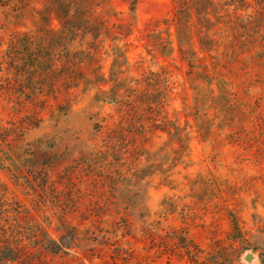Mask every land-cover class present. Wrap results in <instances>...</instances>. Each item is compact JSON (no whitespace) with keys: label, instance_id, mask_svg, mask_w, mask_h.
Listing matches in <instances>:
<instances>
[{"label":"rangeland","instance_id":"1","mask_svg":"<svg viewBox=\"0 0 264 264\" xmlns=\"http://www.w3.org/2000/svg\"><path fill=\"white\" fill-rule=\"evenodd\" d=\"M130 1L109 3L125 15ZM173 6L137 0L135 25L121 40L134 74L142 73L141 56L144 67H166L164 106L146 142L123 134L124 142L106 146L121 112L94 100V74L108 77L111 58L89 48L91 38L70 53L87 64L57 69L78 78L57 99L28 103V88L8 83L0 65V120L18 140L15 171L0 167V202L26 213L12 239L24 243L20 259L0 264H264V17L221 60L231 95L216 85L199 94L186 64L162 57L148 37ZM8 33L0 31V56ZM35 89L49 92L44 81ZM36 224L65 247L46 250Z\"/></svg>","mask_w":264,"mask_h":264},{"label":"trees","instance_id":"2","mask_svg":"<svg viewBox=\"0 0 264 264\" xmlns=\"http://www.w3.org/2000/svg\"><path fill=\"white\" fill-rule=\"evenodd\" d=\"M1 1L0 31L3 34L9 32V38L2 42L6 49L0 56V65L9 70L4 75L8 83L13 81L23 89L28 88L31 97L28 103L36 101L40 95L50 94L57 99L58 95L69 93L68 90L74 84L70 85L68 81L72 79L74 83L78 78L69 73L58 75L57 69L61 71L65 67L76 68L87 64L83 58L70 53L79 45V38H91L94 43L88 41L85 44L89 48L93 45L96 50L104 49L106 57L111 58L108 77L98 71L94 74V100L99 104L115 103L121 112L119 120L108 127L106 146L112 147L110 145L113 143L124 142L123 134L134 139H137L138 134L143 142L148 140L150 131L157 127L156 118L153 117L164 106L165 98H160L159 94L166 67L157 62V69L151 65L144 67L146 59L141 56L139 65L142 73L140 76L133 73L134 65L126 55L127 44L121 43V40L129 36L135 25L137 0L129 2L125 15L113 9L109 0ZM173 2L172 14L157 21L156 27L148 34L156 52L162 57L177 54L188 68V81H191L196 93L202 94L205 90L212 95L213 85H216L225 88L224 93L230 96L232 82L220 69L221 60L235 49L240 36L249 35L257 20L264 17V0ZM112 17L116 20H112ZM61 79L63 87L54 88ZM39 81L46 83L49 92L36 91L35 84ZM102 84L109 85V88H102ZM163 88L166 89V86ZM5 124L0 120V167L15 171L14 143L18 140L13 134V128ZM98 127L101 128V125ZM173 127L177 132L182 131L179 123L174 122ZM7 143L13 144L9 146ZM24 215L26 213L20 210L9 212L0 202L2 263L18 261L22 255L24 243L12 239L18 223L26 217ZM35 230L43 231L47 237L45 242L53 243L54 246H48L49 243L45 242L43 244L46 250L49 248V252L57 253L65 247L60 239L50 237L40 224L35 225Z\"/></svg>","mask_w":264,"mask_h":264},{"label":"water","instance_id":"3","mask_svg":"<svg viewBox=\"0 0 264 264\" xmlns=\"http://www.w3.org/2000/svg\"><path fill=\"white\" fill-rule=\"evenodd\" d=\"M245 259H246V260H249V259H250V255H249V254L246 255V256H245Z\"/></svg>","mask_w":264,"mask_h":264}]
</instances>
